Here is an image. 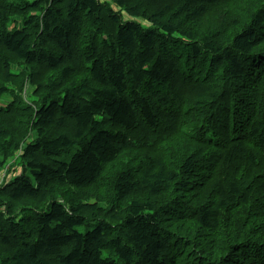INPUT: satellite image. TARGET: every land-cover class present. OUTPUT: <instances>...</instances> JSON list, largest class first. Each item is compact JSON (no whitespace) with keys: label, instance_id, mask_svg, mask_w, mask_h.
I'll return each instance as SVG.
<instances>
[{"label":"trees","instance_id":"1","mask_svg":"<svg viewBox=\"0 0 264 264\" xmlns=\"http://www.w3.org/2000/svg\"><path fill=\"white\" fill-rule=\"evenodd\" d=\"M17 165L0 264H264V0H0Z\"/></svg>","mask_w":264,"mask_h":264},{"label":"rangeland","instance_id":"2","mask_svg":"<svg viewBox=\"0 0 264 264\" xmlns=\"http://www.w3.org/2000/svg\"><path fill=\"white\" fill-rule=\"evenodd\" d=\"M21 171H22V167L19 166V165L15 166V167L14 166L11 167L9 169V172L8 171H1L0 172V181H1L2 177H3V173L4 172H6V174H8L7 180H6V181H8L9 179H12L13 177L19 175L21 173Z\"/></svg>","mask_w":264,"mask_h":264},{"label":"clouds","instance_id":"3","mask_svg":"<svg viewBox=\"0 0 264 264\" xmlns=\"http://www.w3.org/2000/svg\"><path fill=\"white\" fill-rule=\"evenodd\" d=\"M6 171V170H5ZM7 174H6V172H4L3 173V177H2V179H1V181H0V186H1V184L5 181V180H7Z\"/></svg>","mask_w":264,"mask_h":264}]
</instances>
